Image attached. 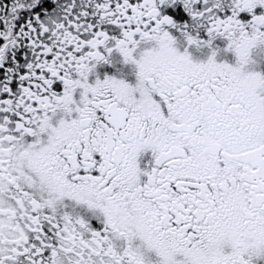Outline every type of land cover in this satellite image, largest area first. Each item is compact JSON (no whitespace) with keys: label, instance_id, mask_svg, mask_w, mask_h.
<instances>
[{"label":"snow or ice","instance_id":"6c2138e0","mask_svg":"<svg viewBox=\"0 0 264 264\" xmlns=\"http://www.w3.org/2000/svg\"><path fill=\"white\" fill-rule=\"evenodd\" d=\"M0 264H264V0H0Z\"/></svg>","mask_w":264,"mask_h":264}]
</instances>
